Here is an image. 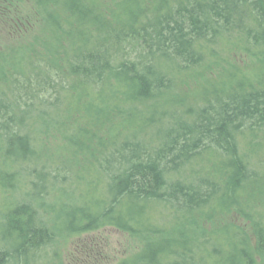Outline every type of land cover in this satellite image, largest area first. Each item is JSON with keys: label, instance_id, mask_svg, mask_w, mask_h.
<instances>
[{"label": "trees", "instance_id": "1", "mask_svg": "<svg viewBox=\"0 0 264 264\" xmlns=\"http://www.w3.org/2000/svg\"><path fill=\"white\" fill-rule=\"evenodd\" d=\"M264 263V0H0V264Z\"/></svg>", "mask_w": 264, "mask_h": 264}, {"label": "rangeland", "instance_id": "2", "mask_svg": "<svg viewBox=\"0 0 264 264\" xmlns=\"http://www.w3.org/2000/svg\"><path fill=\"white\" fill-rule=\"evenodd\" d=\"M75 242L81 247L70 245L61 256L63 264H115L136 248L134 241L114 229L101 230Z\"/></svg>", "mask_w": 264, "mask_h": 264}]
</instances>
